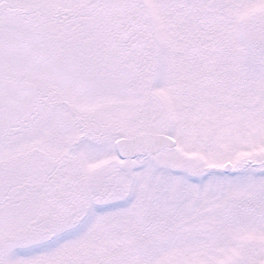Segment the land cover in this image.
Wrapping results in <instances>:
<instances>
[{"label": "snow or ice", "instance_id": "6c2138e0", "mask_svg": "<svg viewBox=\"0 0 264 264\" xmlns=\"http://www.w3.org/2000/svg\"><path fill=\"white\" fill-rule=\"evenodd\" d=\"M0 264H264V0H0Z\"/></svg>", "mask_w": 264, "mask_h": 264}]
</instances>
